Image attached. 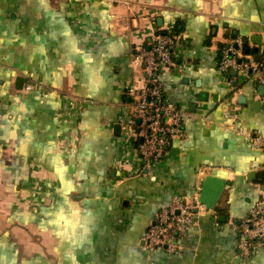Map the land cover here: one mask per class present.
Masks as SVG:
<instances>
[{
	"label": "crops",
	"instance_id": "0c3cea01",
	"mask_svg": "<svg viewBox=\"0 0 264 264\" xmlns=\"http://www.w3.org/2000/svg\"><path fill=\"white\" fill-rule=\"evenodd\" d=\"M133 1L149 21L123 0H0V264H264V247L239 256L231 226L262 196L264 152L246 134L264 135V87L219 70L232 39L264 55V0ZM149 22L176 32L164 89L192 115L154 175L123 130ZM203 165L225 182L215 209L181 250H146L156 212L192 196Z\"/></svg>",
	"mask_w": 264,
	"mask_h": 264
},
{
	"label": "built area",
	"instance_id": "2783aa9c",
	"mask_svg": "<svg viewBox=\"0 0 264 264\" xmlns=\"http://www.w3.org/2000/svg\"><path fill=\"white\" fill-rule=\"evenodd\" d=\"M123 1L131 17L150 20V13L142 4L133 0ZM149 27L155 28L153 23ZM149 36L150 41L139 47L136 57L143 66L144 82L127 86L132 100L128 105L129 115L123 130L133 137L130 140L137 153V170L143 171L145 175H154L164 167L172 142L186 138L185 124L192 115L171 101L164 89L163 75L174 64L176 32L172 27L157 28ZM219 70L223 73L236 71L242 76H254L264 86V55L259 61L245 56L241 38L230 40L229 45L222 49ZM32 87L31 84L27 85L28 90ZM229 117L236 120L238 114L232 112ZM229 128L241 133L234 127ZM246 136L255 150L264 152V135ZM259 169L264 171V164ZM212 173L213 167L201 166L193 195L176 194L169 204L156 212L144 235L143 246L146 250L172 253L183 248L179 238L199 226L201 216L208 211L206 205L199 201V195L204 177ZM261 192L262 196L245 217L231 221L232 228L239 235V256L245 259L256 249L264 247V185Z\"/></svg>",
	"mask_w": 264,
	"mask_h": 264
},
{
	"label": "water",
	"instance_id": "95a60500",
	"mask_svg": "<svg viewBox=\"0 0 264 264\" xmlns=\"http://www.w3.org/2000/svg\"><path fill=\"white\" fill-rule=\"evenodd\" d=\"M233 73H236V71H233ZM224 189L225 182L222 177L208 174L204 177L199 201L205 204L208 209L213 210L215 209L218 201L221 199Z\"/></svg>",
	"mask_w": 264,
	"mask_h": 264
},
{
	"label": "rangeland",
	"instance_id": "374dc122",
	"mask_svg": "<svg viewBox=\"0 0 264 264\" xmlns=\"http://www.w3.org/2000/svg\"><path fill=\"white\" fill-rule=\"evenodd\" d=\"M19 193H20V191H19ZM16 196H18V197H19V199H20V196H22V195L17 193V195H16ZM26 197H27V198H29V197H30V195H28V193H27Z\"/></svg>",
	"mask_w": 264,
	"mask_h": 264
},
{
	"label": "trees",
	"instance_id": "16d2710c",
	"mask_svg": "<svg viewBox=\"0 0 264 264\" xmlns=\"http://www.w3.org/2000/svg\"><path fill=\"white\" fill-rule=\"evenodd\" d=\"M244 54H245V53H244ZM245 56H246V54H245ZM261 178H262V181H264V175H262V177H261Z\"/></svg>",
	"mask_w": 264,
	"mask_h": 264
}]
</instances>
